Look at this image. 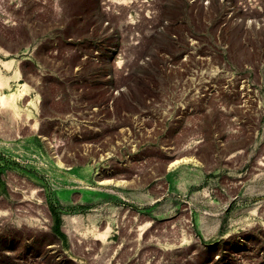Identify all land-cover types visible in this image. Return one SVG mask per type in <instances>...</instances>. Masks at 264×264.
Masks as SVG:
<instances>
[{"label":"rangeland","instance_id":"374dc122","mask_svg":"<svg viewBox=\"0 0 264 264\" xmlns=\"http://www.w3.org/2000/svg\"><path fill=\"white\" fill-rule=\"evenodd\" d=\"M263 18L0 0V264H264Z\"/></svg>","mask_w":264,"mask_h":264},{"label":"bare ground","instance_id":"6f19581e","mask_svg":"<svg viewBox=\"0 0 264 264\" xmlns=\"http://www.w3.org/2000/svg\"><path fill=\"white\" fill-rule=\"evenodd\" d=\"M264 19V18H263ZM4 79H3V76L2 75H0V86H2V85H4V81H3ZM20 87V86H19ZM25 90H26V84H24V88H22V91L20 92V93H18V94H16V92H13V93H11V95L10 96H6V95H4V94H1L0 95V100L2 101V105H4L5 106V108H7L6 106H8V105H10V100L11 99H14V98H16L17 96H20V97H22L23 95H24V92H25ZM8 111H9V109H8ZM35 127V126H34ZM59 158V157H58ZM189 158H191V157H189ZM57 160H59V159H57ZM60 161V160H59ZM178 161V160H177ZM176 161V162H177ZM175 162V163H176ZM64 165V164H63ZM106 180V179H105ZM104 181V180H103ZM107 181H109V180H106V181H104V182H107ZM110 182V181H109ZM149 223V222H148ZM147 223V224H148ZM110 228H108L107 230H104V231H101L100 233H98L100 236H102L103 238L107 235V233L108 232H110V231H108ZM98 232V231H97ZM109 234V233H108Z\"/></svg>","mask_w":264,"mask_h":264},{"label":"crops","instance_id":"0c3cea01","mask_svg":"<svg viewBox=\"0 0 264 264\" xmlns=\"http://www.w3.org/2000/svg\"><path fill=\"white\" fill-rule=\"evenodd\" d=\"M159 199H160V197H156V198H155L156 201L159 200Z\"/></svg>","mask_w":264,"mask_h":264}]
</instances>
